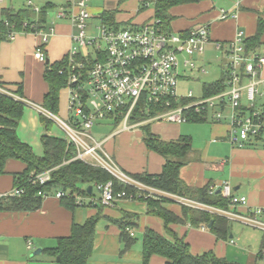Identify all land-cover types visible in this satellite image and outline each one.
Instances as JSON below:
<instances>
[{"label":"crops","instance_id":"crops-1","mask_svg":"<svg viewBox=\"0 0 264 264\" xmlns=\"http://www.w3.org/2000/svg\"><path fill=\"white\" fill-rule=\"evenodd\" d=\"M3 1L1 0L0 4ZM24 1L15 7L13 6L14 0H10L8 7L15 10L38 8L36 12L33 10L38 13L47 3L54 5L55 9L47 10L46 28L39 30L49 34L47 42L43 45L45 61H39L34 56L35 48L40 40L38 31L17 32L13 39L0 43V82L11 89H16L21 84L22 96L20 97L43 105L44 96L49 90L44 72L53 63L66 59L72 45L71 35L76 31L69 18H59L57 13L60 10L71 11L73 1L78 0H64L59 5L51 0H46L44 3H40V0ZM142 1H146L143 8H141ZM212 2V0H200L176 5L169 9V14L172 16L169 32H186L203 24L210 26V40L205 45L204 52L200 55L188 56L194 61L195 67L181 66L180 79L192 78L186 76L185 70L187 69L205 72V63H211V60L216 61L219 75L218 78L209 82L220 79L226 63V44L234 39L237 30L243 31L245 39L254 36L259 20H262L260 44L250 53L264 55V0H235L227 8L232 11L235 17L229 16L225 19L220 18V12L214 9ZM106 7V9H112L108 11L114 12V21L118 28L139 26L155 17L153 0H135V4L122 13L118 12L117 8H113L114 5L110 4ZM87 9L91 15L87 20V25L93 23L94 19H97L100 24V15L106 9L97 5H87ZM52 10L55 11L53 18L48 22V12ZM254 11L256 14L253 13ZM217 44L220 46L217 47ZM248 81L249 78L245 77L242 84ZM253 81L258 82L257 87L264 83V64ZM187 91L178 92L183 94ZM258 94V96L261 95L260 92ZM66 96L65 117L68 116V92ZM259 99L257 98L256 105L264 104V101ZM241 104L247 105L245 97ZM59 105L60 103H58V112L60 111ZM41 116L33 107L25 105L16 128L20 140L28 144L37 156L43 155L41 135L44 128ZM224 119L226 118L224 117ZM229 123V120L212 122L208 117L202 122L148 121L133 128L122 129L121 124L104 121L95 125L92 133L97 141L103 142L105 152L122 170L131 175L158 174L162 171L165 163V158L162 155L146 147L143 140V125H149L150 131L163 140L186 137L190 140L191 147L179 170V177L186 185L201 187L209 184L211 189L217 191L224 183H228L233 195L247 197L246 206L237 207L239 211L248 212L256 208H264V146L249 145L250 141L245 142L242 146L232 145L227 137ZM102 126L108 128L107 134L98 130ZM48 133L64 138L50 130ZM24 167V164L17 160L6 162V173L0 176V192L13 188L12 174L22 171ZM99 206L100 204L77 205L68 208L54 196V193H50V195L42 197L41 205L36 210H0V264H58L55 257L43 250L55 247L58 237L69 235L72 224H82L88 218L96 215H98V221L92 252L86 264H143L142 237L144 230L149 228L163 234L162 219L147 213L143 199L121 200L112 206ZM164 206L176 215H181V206L178 204L165 202ZM126 213L134 214L133 219L137 224L129 229L130 235L135 238L134 243L124 249V243L120 237L121 229L116 221L123 218ZM261 219L264 221V215H261ZM232 222L227 239H217L209 229L192 226L189 222L185 224L173 223L169 227L178 237L184 239L190 252L194 255L212 251L217 257L224 258L232 264H262L258 254L264 249L262 245L264 232L239 229L234 227ZM138 235H140V239H138ZM235 239L237 241L246 239L247 242H244L246 246L237 244ZM27 241H30V244ZM147 264H165V258L151 255Z\"/></svg>","mask_w":264,"mask_h":264},{"label":"built area","instance_id":"built-area-1","mask_svg":"<svg viewBox=\"0 0 264 264\" xmlns=\"http://www.w3.org/2000/svg\"><path fill=\"white\" fill-rule=\"evenodd\" d=\"M33 10L36 12L38 8ZM90 16L85 0L73 1L71 11L60 10L57 13L59 18H69L76 29L71 35L72 45L65 62L58 69V74L66 79V118L0 87V91L33 107L52 124H56L63 131L64 139L74 149L72 159L100 167L111 176L106 183L93 184L91 194L57 190L54 196L58 199L74 198L78 206H112L121 200L166 198L179 205L184 204L229 221L241 222L264 232V221L261 219L264 208L239 211L237 207H245L247 197L233 195L228 183L219 189L221 197L228 200L226 207L159 189L122 170L105 152L103 142L97 141L92 133L93 127L104 121L121 124L122 129L133 128L148 121L184 123L188 120L190 110L207 112L209 119L217 122L224 118L222 114L228 108V140L232 145L242 146L264 130V111L255 108L258 82L253 81L264 64V55L245 53L244 33L237 30L234 39L226 44L225 49L226 89L208 97L196 98L191 90L183 94L178 92L180 67H195L194 61L188 56L204 52L210 40L209 24L173 33L163 30L160 19L154 17L139 26L122 28L101 22L95 27L97 34L88 35L85 27ZM228 16L235 17L231 10H220L221 19ZM37 31L40 40L34 56L43 62V45L49 34ZM16 33H9L8 39H13ZM245 77L249 81L242 84ZM243 97L247 101L246 107L254 108L251 112H244L241 108ZM136 115H144V118L133 120ZM31 176L32 183L38 185L51 179L50 170L32 173ZM115 184L121 189L115 190ZM23 193L22 188L13 187L9 191L0 192V199L19 197ZM37 194L46 197L50 192ZM27 243L30 244V241ZM260 260L264 264V249L260 252Z\"/></svg>","mask_w":264,"mask_h":264},{"label":"trees","instance_id":"trees-1","mask_svg":"<svg viewBox=\"0 0 264 264\" xmlns=\"http://www.w3.org/2000/svg\"><path fill=\"white\" fill-rule=\"evenodd\" d=\"M200 0H153L155 17L160 19L162 28L170 31L169 23L172 16L169 9L173 6L197 2ZM141 2V8L145 7ZM53 4L47 3L38 13L30 8L13 9L2 7L0 9V43L9 40L8 35L12 31L32 32L46 28L47 10L53 8ZM37 14V16H35ZM101 22L108 26L118 28L114 21V12L105 10L100 15ZM262 20H259L258 28L254 36L244 41L245 53L254 51L260 44ZM65 59L48 66L44 72V78L49 85V90L44 96L43 106L52 111L58 112L59 89L65 87L66 79L58 74V69L63 66ZM225 71L220 79L214 82L202 84V96L208 97L226 89ZM0 87L11 93L22 96V86L11 89L0 82ZM25 104L14 99L11 95L0 91V176L6 173L5 165L8 160H17L24 164L20 172L12 174L13 187L22 188L24 193L19 197H5L0 199V210L5 211H33L40 207L42 197L37 193H54L57 190L71 191L87 195L86 186L95 183H106L111 179L107 171L100 167L86 164L80 160H71L74 156L73 147L64 138L50 135L48 132L51 122L41 116L44 132L41 135L43 155L37 156L31 147L21 141L16 133V128L22 116ZM244 112H251L254 108H247L242 105ZM256 109L264 111V104L256 105ZM207 112H194L190 110L188 120L202 122L208 119ZM144 118V115H136L133 120ZM144 132V143L149 150H153L165 158L162 171L158 174H132L135 178L146 184L177 193L188 198L196 199L211 205L226 207L228 200L221 197L216 191L211 192V187L206 184L201 187L186 185L179 177V170L184 164V158L190 150L191 143L186 137L176 140H163L150 131L149 125L142 126ZM264 130L258 136L250 140L249 145L264 146ZM252 142V143H251ZM50 170L51 179L43 185L34 184L31 181L32 173H39ZM121 189L115 184V190ZM68 208L76 207L74 198L63 197L59 199ZM147 213L159 217L163 221L164 232L160 234L152 229L146 228L142 237L143 264H147L151 255H159L165 258V264H232L224 258L217 257L212 251L200 255L190 252L188 244L183 238L178 237L169 227L170 224H185L189 222L192 226H205L217 239H227L230 234L231 222L224 217L211 215L207 212L181 207V215H176L167 209L164 198H144ZM101 207V205L99 206ZM134 214H127L117 220L116 223L121 229L120 237L127 249L135 241L130 235L129 229L137 223L133 219ZM212 220L211 227L208 224ZM98 215L88 218L82 224H72L70 234L57 238L55 247L46 248L43 252L59 258L58 264H86L89 259L95 234ZM264 247V239L262 241ZM261 252V251H260ZM260 252L258 258H260Z\"/></svg>","mask_w":264,"mask_h":264},{"label":"rangeland","instance_id":"rangeland-1","mask_svg":"<svg viewBox=\"0 0 264 264\" xmlns=\"http://www.w3.org/2000/svg\"><path fill=\"white\" fill-rule=\"evenodd\" d=\"M9 1L10 0H4L0 4V8L1 7H8L9 6ZM45 1L46 0H40L39 2L40 3H44ZM51 1L54 2V3H57L59 5V4L63 3L64 0H51ZM212 1H213L212 3H213V6H214V9L215 10H219V12H220L221 8H223L224 10H227V8L230 6V4H232V2L235 1V0H212ZM21 2L23 3L25 1L24 0H14L13 6L17 7V6L21 5ZM86 4L88 6H93V5L101 6L103 9L107 8L106 5H110L111 4V5H114L113 8H115V9L117 8L118 12L122 13V11H124L125 9H127V10L130 9V7H132L133 4H135V0H86ZM126 6H128V7H126ZM150 8H152V6H150ZM106 10H112V9H106ZM54 12H55L54 10L48 12V22H50L52 20ZM253 13L256 14V11H254ZM95 26H99V22H98L97 19H94L93 23H90L89 25H87L85 27L86 33L88 35L97 34V30H96ZM261 52H263V51L261 50ZM218 53H220V52L218 51ZM207 55H209V54H207ZM180 59H181V57H180ZM204 68H205V72H199V71H197V69H194L193 71H189L188 69L185 70L186 76H188V77L190 76L192 78L180 79V82L178 84V91L179 92H184V91H187V90H191L193 97H196V98L201 97L202 96L201 84L203 82H209V81L215 80L216 78H218V75H219L218 66H217L216 61L211 60V63H207L206 62ZM256 80H257V78H256ZM258 89H259V92L261 93V95L258 96L259 95L258 94L257 98L259 99V97H261V99H259V100L264 101V83L260 84L258 86ZM66 93H67V88L66 87H62V88L59 89L58 96H59V103H60V105H59L60 111L57 112L56 114L59 117L63 118V119L66 118L65 117L66 116V99H67ZM222 117L226 118V119L222 118V120H226V121L229 120V112H228L227 109L224 110V112L222 114ZM183 125H187V124H183ZM107 129L108 128H105L104 126H102L98 130L101 131L103 134L104 133L107 134L108 133ZM50 131H52L53 133L57 134L58 136H63L64 135L63 131L56 124L51 125ZM96 137H98V136H96ZM72 158H74V156ZM72 158L70 159V161L71 160H77V159H72ZM94 194L97 195L96 192ZM164 199H166V198H164ZM166 201L169 202V203L170 202L171 203H175L171 199H166ZM179 206H181V207H189V206L184 205V204L183 205H179ZM232 225L234 227L236 226L239 229H249L250 231L256 230V231H258V233L263 232L259 228H254L252 226H248V225H245V224H243L241 222H237V221H233ZM137 237H138V239L141 238L140 235H138ZM235 242H237V244H239L241 246H246V243H244V242H247V241H246V239H244V241H237L235 239Z\"/></svg>","mask_w":264,"mask_h":264},{"label":"water","instance_id":"water-1","mask_svg":"<svg viewBox=\"0 0 264 264\" xmlns=\"http://www.w3.org/2000/svg\"><path fill=\"white\" fill-rule=\"evenodd\" d=\"M91 190H92V186H91V185H88V186L86 187V191H87V193L90 194V193H91ZM216 193H219V190H217ZM211 223H212V220H211L210 223L208 224V228L211 227ZM56 259L59 260L58 257H57Z\"/></svg>","mask_w":264,"mask_h":264}]
</instances>
